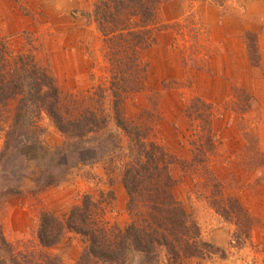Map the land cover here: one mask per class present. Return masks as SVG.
<instances>
[{"label": "rangeland", "instance_id": "374dc122", "mask_svg": "<svg viewBox=\"0 0 264 264\" xmlns=\"http://www.w3.org/2000/svg\"><path fill=\"white\" fill-rule=\"evenodd\" d=\"M94 1L0 0V38L11 53H35L70 109L71 105L96 108L106 116L99 131L102 140L89 135L88 147L73 160L68 156L69 163L62 149L65 135L43 112L35 120L34 133L26 128L12 138V149L0 157V190L8 185L22 190L0 193V260L5 264H45L49 257L75 264L85 245L81 235L65 230L58 243L44 247L37 230L42 213L65 219L85 194L102 203L104 219L121 226L129 220L122 172L134 159L129 148L134 146L116 123L103 37L92 18ZM210 1L225 8V0ZM193 4L195 0H169L160 9L158 20L163 28L155 44L142 52L147 65L145 83L124 100L123 115L146 127L143 122L154 118L147 112L155 110L158 119L155 125L149 123L146 140L161 144L176 157L174 194L198 224L202 239L223 252L222 257L217 253L200 264H264V79L250 83L246 75L250 69L240 82L233 78L227 85L223 81V55L220 50L217 55L208 54L218 48L207 43L210 37L195 20ZM244 34L254 67L259 57L257 35ZM214 37L219 39V33ZM234 72L228 70L237 76ZM250 73H258L256 67ZM15 104L16 100H10L0 112V151ZM209 112L213 147L202 150L207 153L208 167L224 194L237 198L253 221L249 237L240 241L233 238V218L217 213L210 204L213 198L207 200V192L196 190L201 180L198 173L206 167L196 140L199 131L208 127ZM107 134L112 135L110 140ZM201 143L204 146L203 137ZM46 171L57 182L42 187L36 181L44 179ZM205 174L202 179L207 181ZM215 190L213 186L209 193ZM101 195L107 200H100Z\"/></svg>", "mask_w": 264, "mask_h": 264}, {"label": "trees", "instance_id": "16d2710c", "mask_svg": "<svg viewBox=\"0 0 264 264\" xmlns=\"http://www.w3.org/2000/svg\"><path fill=\"white\" fill-rule=\"evenodd\" d=\"M168 1H94L92 18L103 37L116 123L127 133L129 143H133L134 147L129 148L134 159L122 172L129 215L126 224L121 226L104 219V208L100 207L102 203L87 194L68 211L65 219L50 212L41 214L37 230L41 246L58 243L65 230L81 235L85 245L75 264H200L211 255L219 253L220 257L223 256L221 249L202 239L198 224L174 194L178 179L172 172V165L176 157L161 144L146 140L150 132L149 123L152 121L155 125L158 119L155 110L147 112L149 117L154 116L148 122H143L147 128L135 125L123 115L124 100L138 93L145 83L147 65L142 52L155 44L157 34L163 28L158 20L159 11ZM10 100H16L15 111L5 132L0 157L12 149V138L19 136L20 131L26 128L30 133L36 131L35 120L38 121L42 112L66 137L62 144L66 163H69L68 156L73 160L81 149L88 147L85 142L89 135L102 140L99 131L106 124V116L96 108L81 109L71 105L70 109L68 104L64 105L52 74L39 63L35 53L28 50L12 54L0 38V112ZM201 102L204 108L208 107L207 103ZM211 115L209 112L206 116V119L209 117L208 127L202 128L197 135L201 160L206 161V167L198 173L200 189L196 186V190H200L198 194L207 192V200L213 198L210 204L217 213L233 218V238L240 241L249 237L253 221L237 198L224 194L221 183L219 180L217 182L216 175L208 167L207 153L202 150L213 147L210 138ZM111 137V134L106 135L108 140ZM205 172L207 181L202 179ZM43 176L44 179L38 177L36 181L42 187L57 182V178L47 171ZM209 181H214V185ZM213 186H216V190L210 194ZM3 189L6 192L22 190L12 185ZM108 194L111 195L110 192ZM217 194L218 198H215ZM100 200L107 199L101 195ZM233 213L235 217L230 216ZM45 264L62 263L57 257H49Z\"/></svg>", "mask_w": 264, "mask_h": 264}, {"label": "crops", "instance_id": "0c3cea01", "mask_svg": "<svg viewBox=\"0 0 264 264\" xmlns=\"http://www.w3.org/2000/svg\"><path fill=\"white\" fill-rule=\"evenodd\" d=\"M224 5L225 8L223 5L213 3L210 0H195V4L190 8L191 12L194 13L195 20L199 22V25L203 24L202 29L210 37L207 43L218 48L217 52L216 50L208 51V54L217 55L219 50L222 53L220 54L223 55L220 65L224 67L225 73L222 77H225L223 81L227 85L233 78L240 82L245 76L243 74L249 72L250 69L251 72L254 67H256L258 73L252 75L253 73L249 72L246 74L247 78L250 79V83L255 79L258 81L264 79V1L225 0ZM232 10H235V13ZM233 14H236V17L231 16ZM179 16L180 13L177 17ZM215 31L219 33V39L214 37ZM245 31H251V33L257 35L256 43L258 44L259 57L258 63L256 62L257 64L254 67L250 63L249 50L245 42ZM228 70L235 71L234 73L237 76L228 73ZM2 263V260H0V264Z\"/></svg>", "mask_w": 264, "mask_h": 264}]
</instances>
